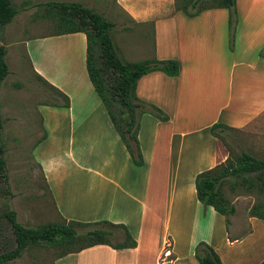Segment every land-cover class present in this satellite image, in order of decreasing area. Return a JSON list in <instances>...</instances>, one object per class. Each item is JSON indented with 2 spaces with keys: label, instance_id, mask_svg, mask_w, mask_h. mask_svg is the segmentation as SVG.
<instances>
[{
  "label": "crops",
  "instance_id": "obj_1",
  "mask_svg": "<svg viewBox=\"0 0 264 264\" xmlns=\"http://www.w3.org/2000/svg\"><path fill=\"white\" fill-rule=\"evenodd\" d=\"M121 1L133 23L151 26L146 59L180 64L176 77L151 72L136 82V97L167 117L165 122L140 117L139 167L132 165L89 83L82 33H33L10 44L21 48L35 76L68 99L67 108H39L43 134L31 152L53 212L65 221L122 225L135 242L121 250L92 246L52 264H197L198 242L222 264L261 263L264 221L233 213L225 223L197 202L193 179L226 158L209 134L211 125L240 130L264 113V0H258L262 21L250 28L237 11L240 22L230 47L224 9L187 18L173 10L172 0ZM28 10H16L4 33L16 30V18ZM27 24L34 31V23ZM99 155L101 165H92Z\"/></svg>",
  "mask_w": 264,
  "mask_h": 264
},
{
  "label": "trees",
  "instance_id": "obj_2",
  "mask_svg": "<svg viewBox=\"0 0 264 264\" xmlns=\"http://www.w3.org/2000/svg\"><path fill=\"white\" fill-rule=\"evenodd\" d=\"M115 1V0H113ZM50 12H55V23L60 31L55 35L82 33L85 38V72L91 87L101 103L107 118L135 167L142 165L141 153L137 143L138 121L143 113H149L157 120L165 122L167 117L156 107L139 100L135 95L136 82L151 72H160L167 77H176L180 64L173 59L156 60L151 57L136 62H122L117 56L109 32L113 23L92 12L80 3L50 2L45 5ZM175 12L187 18H193L201 12L211 9L228 11V43H233L235 20V0H172ZM9 0H0V30L6 26L14 15ZM53 15V14H52ZM233 28V29H232ZM232 29V30H231ZM5 48L0 45V83L8 74L4 61ZM43 84L59 96L64 108L68 107L67 97ZM0 123V195L11 196L7 190L5 162L2 157L3 145ZM225 131H237L222 124L209 127V134L216 140L221 139ZM230 192L240 188L245 192H254L263 199L252 205L247 215L264 221V160H259L245 153L230 157L194 176L193 188L195 199L203 207H210L215 213L226 217L234 213L231 203L224 197L222 187ZM5 220L13 247L0 253V264L19 258L29 246L46 245L60 249L58 257L79 252L96 245H105L113 250L131 249L135 242L124 226L108 222L83 224L74 221L47 223L37 227H23L16 221L14 211L0 213V222ZM106 226L122 231V240L110 242L112 232L105 229H92L80 233L79 229L87 226ZM197 264H222L217 254L205 243L198 242L193 250ZM259 264H264L262 261Z\"/></svg>",
  "mask_w": 264,
  "mask_h": 264
},
{
  "label": "rangeland",
  "instance_id": "obj_3",
  "mask_svg": "<svg viewBox=\"0 0 264 264\" xmlns=\"http://www.w3.org/2000/svg\"><path fill=\"white\" fill-rule=\"evenodd\" d=\"M40 1L47 0H10V5L16 10L22 8L29 10L16 18L18 23L16 30H11V27L6 33H4L3 28L0 30V40L6 34L7 39L2 38V42L4 45L8 44L4 56L8 74L0 83V123L7 190L11 194V196L0 195V213L14 211L16 221L23 227H37L61 221L53 212L49 195L43 184L39 168L31 157V152L43 134L39 108L42 105L64 108L62 106L63 100L31 72L21 48L15 44L10 45L12 42H16L17 37L20 38V36L26 38L33 33L34 35L52 34L60 31L59 26L55 23V12H50L51 9L45 5L37 6L36 4ZM48 1L80 3L113 23L109 35L117 56L122 62L146 60V56L151 54L152 32L150 24L133 23L120 6L121 0H115L116 2L113 0ZM236 7L234 15L236 26L240 22L237 11L243 23H247L248 27L262 21L261 9L263 6L258 0H237ZM228 16L227 11V21ZM28 22L34 23V31L28 29ZM24 25L25 28H22ZM226 32L225 44L229 45L227 26ZM143 114L151 115L149 113ZM221 137L222 140L217 141L219 150L225 157L228 156V153L230 157L245 153L259 160H264V113L246 127L237 131H225ZM101 157V155L98 156L96 163L93 160L92 165H101ZM222 192L233 206L234 213L238 215L247 214L252 205L263 199L254 192H245L240 188L230 192L226 186H223ZM92 229L110 230L112 232L109 239L111 243L122 240L120 229H112L102 225L83 227L79 229V232L84 233ZM12 247L8 225L3 220L0 222V253L10 250ZM59 252L60 249L57 247L29 246L19 258L5 264H52Z\"/></svg>",
  "mask_w": 264,
  "mask_h": 264
},
{
  "label": "built area",
  "instance_id": "obj_4",
  "mask_svg": "<svg viewBox=\"0 0 264 264\" xmlns=\"http://www.w3.org/2000/svg\"><path fill=\"white\" fill-rule=\"evenodd\" d=\"M168 245H166V247H167Z\"/></svg>",
  "mask_w": 264,
  "mask_h": 264
}]
</instances>
